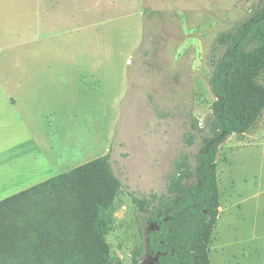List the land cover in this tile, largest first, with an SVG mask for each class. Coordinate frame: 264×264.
I'll list each match as a JSON object with an SVG mask.
<instances>
[{
	"label": "rangeland",
	"instance_id": "obj_1",
	"mask_svg": "<svg viewBox=\"0 0 264 264\" xmlns=\"http://www.w3.org/2000/svg\"><path fill=\"white\" fill-rule=\"evenodd\" d=\"M13 1L24 15L4 23L14 35L0 37V77L18 78L25 63L45 79L31 87L44 97V156L29 157L30 143L0 156V201L110 154L122 184L106 236L112 262L153 264L150 222L132 198L167 193L175 160L198 151L200 140L190 147L185 137L212 114V45L259 0ZM217 173L212 264H264V114L220 147Z\"/></svg>",
	"mask_w": 264,
	"mask_h": 264
},
{
	"label": "trees",
	"instance_id": "obj_2",
	"mask_svg": "<svg viewBox=\"0 0 264 264\" xmlns=\"http://www.w3.org/2000/svg\"><path fill=\"white\" fill-rule=\"evenodd\" d=\"M210 65L211 117L204 127L193 122L185 137L190 147L200 140L198 151L175 160L167 193L132 198L152 226L143 247L156 264H212L220 147L264 114V0L218 34ZM121 189L106 154L0 201V264H113L106 236Z\"/></svg>",
	"mask_w": 264,
	"mask_h": 264
},
{
	"label": "crops",
	"instance_id": "obj_3",
	"mask_svg": "<svg viewBox=\"0 0 264 264\" xmlns=\"http://www.w3.org/2000/svg\"><path fill=\"white\" fill-rule=\"evenodd\" d=\"M3 2L6 3L5 5L1 3L3 8L0 9V37L8 38L14 35V31L9 32L8 25L4 23L8 24L10 20L12 21L14 14L23 16L24 9L18 8L19 4L13 0ZM20 6H22V1ZM28 69L29 64L24 63L23 71L18 72V78L10 77L11 74L7 72L4 74L5 77H0V156L8 151L15 154V150L30 143L33 146L30 148L33 149L28 148L26 153L35 161H39L40 157L44 156V150L38 137L41 122L40 108L44 97L37 93V89L32 94L31 87H40L46 81L40 77L30 78ZM31 112L32 116L29 115ZM31 125L34 126L33 130Z\"/></svg>",
	"mask_w": 264,
	"mask_h": 264
},
{
	"label": "flooded vegetation",
	"instance_id": "obj_4",
	"mask_svg": "<svg viewBox=\"0 0 264 264\" xmlns=\"http://www.w3.org/2000/svg\"><path fill=\"white\" fill-rule=\"evenodd\" d=\"M152 228V226L150 225L149 226V229ZM146 252L148 253V258H151L152 261H153V264H156V260H155V257L153 256L152 253L149 252V250L146 248Z\"/></svg>",
	"mask_w": 264,
	"mask_h": 264
},
{
	"label": "water",
	"instance_id": "obj_5",
	"mask_svg": "<svg viewBox=\"0 0 264 264\" xmlns=\"http://www.w3.org/2000/svg\"><path fill=\"white\" fill-rule=\"evenodd\" d=\"M156 259H158V257Z\"/></svg>",
	"mask_w": 264,
	"mask_h": 264
}]
</instances>
